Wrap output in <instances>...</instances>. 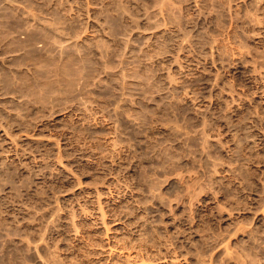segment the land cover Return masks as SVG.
I'll list each match as a JSON object with an SVG mask.
<instances>
[{"label": "rangeland", "instance_id": "1", "mask_svg": "<svg viewBox=\"0 0 264 264\" xmlns=\"http://www.w3.org/2000/svg\"><path fill=\"white\" fill-rule=\"evenodd\" d=\"M0 264H264V0H0Z\"/></svg>", "mask_w": 264, "mask_h": 264}, {"label": "bare ground", "instance_id": "2", "mask_svg": "<svg viewBox=\"0 0 264 264\" xmlns=\"http://www.w3.org/2000/svg\"><path fill=\"white\" fill-rule=\"evenodd\" d=\"M144 242V241H143Z\"/></svg>", "mask_w": 264, "mask_h": 264}]
</instances>
